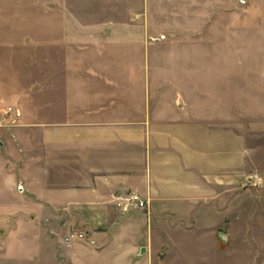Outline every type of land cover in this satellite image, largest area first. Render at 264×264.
I'll list each match as a JSON object with an SVG mask.
<instances>
[{
    "label": "crops",
    "instance_id": "0c3cea01",
    "mask_svg": "<svg viewBox=\"0 0 264 264\" xmlns=\"http://www.w3.org/2000/svg\"><path fill=\"white\" fill-rule=\"evenodd\" d=\"M150 2L46 0L45 16H24L13 31H0V54L48 56L45 113H36L46 121L16 131L42 134L52 152L46 166L54 174L32 169L20 177L38 183L28 212L61 219L56 239L44 244L54 264H88L94 256L154 264L152 217L186 222L192 215L205 228L219 223L209 203L230 183L229 124L223 108L222 119L215 112L213 96L197 89L185 95L166 79L171 71H154ZM30 4L38 7L23 5ZM130 192L148 207H119L118 196ZM75 232L86 238L68 240Z\"/></svg>",
    "mask_w": 264,
    "mask_h": 264
},
{
    "label": "rangeland",
    "instance_id": "374dc122",
    "mask_svg": "<svg viewBox=\"0 0 264 264\" xmlns=\"http://www.w3.org/2000/svg\"><path fill=\"white\" fill-rule=\"evenodd\" d=\"M32 2L38 7L23 5ZM151 2L148 39L155 53L151 56L154 71H171L173 77L166 79H173L178 91L186 89L185 95L192 96L197 89L199 96H213L220 119L224 109L231 138L230 183L220 187L209 203L219 211V223L205 228L192 215L186 222L173 216L152 217L154 264H264V0ZM45 5L46 0H0V31H13L14 22L24 16L42 18ZM47 58L45 54H0L4 142L0 145V264H54L44 244L56 239L54 227L60 217L30 214L35 201L30 190L37 189L38 183L20 177L32 169L46 174L52 152L42 134L16 131L46 121L36 113L41 109L45 113ZM198 105L203 115L208 104ZM31 163L35 166L28 168ZM55 170L59 173L63 168ZM219 232L228 236L226 243ZM127 234L122 237L128 239ZM113 260L114 256L86 258L88 264H116Z\"/></svg>",
    "mask_w": 264,
    "mask_h": 264
},
{
    "label": "built area",
    "instance_id": "2783aa9c",
    "mask_svg": "<svg viewBox=\"0 0 264 264\" xmlns=\"http://www.w3.org/2000/svg\"><path fill=\"white\" fill-rule=\"evenodd\" d=\"M118 206L123 210H128L130 208L145 209L148 207V200L144 199L140 194L136 192H130L125 195L118 196ZM86 235L83 233H71L68 240L80 239L83 240Z\"/></svg>",
    "mask_w": 264,
    "mask_h": 264
},
{
    "label": "water",
    "instance_id": "95a60500",
    "mask_svg": "<svg viewBox=\"0 0 264 264\" xmlns=\"http://www.w3.org/2000/svg\"><path fill=\"white\" fill-rule=\"evenodd\" d=\"M220 238L223 240L224 243L228 241V236L226 234L220 233Z\"/></svg>",
    "mask_w": 264,
    "mask_h": 264
}]
</instances>
